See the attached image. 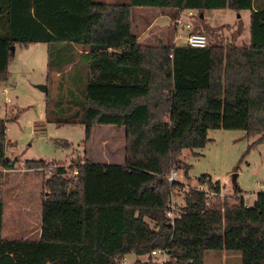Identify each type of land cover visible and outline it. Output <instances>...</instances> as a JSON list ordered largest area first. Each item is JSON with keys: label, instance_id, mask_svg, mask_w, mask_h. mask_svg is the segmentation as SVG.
Listing matches in <instances>:
<instances>
[{"label": "trees", "instance_id": "1", "mask_svg": "<svg viewBox=\"0 0 264 264\" xmlns=\"http://www.w3.org/2000/svg\"><path fill=\"white\" fill-rule=\"evenodd\" d=\"M133 7L170 10L171 19L183 10H247L248 42L142 44L130 30ZM32 42L46 44L47 72H61L74 59L83 65L85 73L74 67L67 81L80 95V113L74 114L84 124L83 140L93 125L121 127L122 163L83 158L72 166L71 178L54 166L43 179L38 237L0 236V264H117L128 253L131 264H157L148 253L158 247H166L162 264H202L207 250L239 253L240 264H264V191L255 192L254 205L244 206L233 183L238 195L232 202L216 196L204 205L202 193L189 188L170 224V187L180 184L165 178L171 166L186 175L181 149L202 147L209 128L257 134L251 144L264 139L263 8H252V0H0V79L6 77L10 45ZM178 89L192 96L188 122L171 140L167 118ZM48 113L45 100L50 120ZM5 121L0 118V185L2 171L12 168L4 156ZM22 163L25 169L45 164ZM209 186L219 187L211 180ZM2 208L0 193V224Z\"/></svg>", "mask_w": 264, "mask_h": 264}, {"label": "rangeland", "instance_id": "2", "mask_svg": "<svg viewBox=\"0 0 264 264\" xmlns=\"http://www.w3.org/2000/svg\"><path fill=\"white\" fill-rule=\"evenodd\" d=\"M101 1L126 3L127 0ZM218 12L221 15L215 16ZM237 13L239 18L236 17ZM199 14L201 17L197 18ZM210 14L215 16L212 26L203 23L202 13L197 11L192 20L193 30L203 33L210 44L223 45L229 42L239 45L238 43L245 42L249 26L248 11L222 9L210 11ZM130 17V30L135 37L140 34L139 43H171V18L168 23L161 20H166L164 17L158 19L157 24L144 29L151 19L148 11L131 8ZM175 43H180V40ZM79 48L74 45L75 51ZM73 62L64 65L61 72L54 76L53 71H46L44 42L13 45L6 77L0 79V118L6 120L4 156L12 160V168L2 171L0 185L3 201L0 236L4 239H33L38 236L40 203L45 195L43 179L51 173L54 166H61L64 174L71 178L75 173L72 167L75 163L81 162L83 158H97L103 138H108L106 140L109 143L105 149V157L115 160L119 153L121 155L122 128L96 124L91 127L88 138L83 140L84 124L78 121L80 115L74 114L80 113V95L73 87L69 88L71 85L67 81L74 67L81 74L85 73V68L80 63ZM55 77H58V81ZM191 96V92L181 89L174 94V105L167 118L171 140L181 133L188 122L185 114L189 109ZM45 100H48L50 120L44 117ZM58 119L62 122L56 123ZM71 119L75 121L70 122ZM205 134L208 140L202 147L181 149L178 158L188 165L185 176L181 167H170L176 170V181L180 184L174 186L172 191V198L176 203L174 213L183 204L184 184H193L200 175L217 182L221 193L219 197H225L227 202H232L238 195L232 192L233 183L239 189L243 201L248 204L253 201L255 192L264 191V139L251 144L257 134L246 135L242 129L209 128ZM107 153L110 155L107 156ZM24 159H42L45 164L40 169L29 170L23 167ZM215 253L218 252L207 250L203 254L202 264H230L219 258V255L215 256ZM146 258L142 256V259ZM126 259L127 264H131L133 254L128 253ZM149 259L153 261L152 258Z\"/></svg>", "mask_w": 264, "mask_h": 264}, {"label": "built area", "instance_id": "3", "mask_svg": "<svg viewBox=\"0 0 264 264\" xmlns=\"http://www.w3.org/2000/svg\"><path fill=\"white\" fill-rule=\"evenodd\" d=\"M195 11L194 10H183L178 13V15L171 19V26L173 29L172 33V44H176V40H180L181 43H184L191 47H203L207 43L206 36L198 31L193 30L192 20L194 18ZM7 100V99H6ZM75 172V170H73ZM166 180L171 185L173 181H176V170L170 169L169 172L165 175ZM209 178L205 177L202 180H195L193 184H184L185 190L193 189L199 191L203 195V204L208 205L214 197L221 196L219 191V187L217 190L211 188L209 186ZM175 185H171L168 202H167V211L166 215L169 218L170 224L173 222L174 218V208L176 207V203L172 198V191H174ZM244 206H248V204H244ZM149 257L153 259V261L157 264H162V262L166 258V247H158L153 248L148 253ZM117 264H127L126 255L121 256Z\"/></svg>", "mask_w": 264, "mask_h": 264}, {"label": "crops", "instance_id": "4", "mask_svg": "<svg viewBox=\"0 0 264 264\" xmlns=\"http://www.w3.org/2000/svg\"><path fill=\"white\" fill-rule=\"evenodd\" d=\"M93 1L105 3V2H103L101 0H93ZM114 3H116V2H114ZM105 4H113V3H105ZM133 8H139V9H142V10H146L151 15V19H150L149 23L144 27V29H147L148 27L157 24L156 21L158 19L163 18V17L166 18V20L161 19L163 22H167L168 23V21L170 19L169 14H168V12L170 10L160 11L159 9L150 8V7H133ZM252 8H263L264 9V0H252ZM219 10L221 11L222 9L205 10V11H203L202 12V18H201L202 22L205 23V24H207V25H209V26L214 25L215 16H219L221 14L218 12V13L215 14V16H213V15L210 14V11H219ZM241 11H243V10H241ZM236 17L239 18V13L236 14ZM248 18H249V11H248ZM248 21H249V19H248ZM130 24H131V22H130ZM171 30H172L171 31V34H172L173 33V29H171ZM163 32H165V31H163ZM139 35L140 34L136 35V37H135L137 39V41H139V39H138L139 38ZM206 39H207V37H206ZM244 40H245V42L238 43V44L239 45L247 44V42H248V35H247V38H245ZM35 43H38V42H32V44H35ZM29 44H31V43H28V45ZM80 50H81L80 48L77 49V53H79ZM53 74H54V76H57L58 75V72L53 71ZM55 78L58 81V77H55ZM52 80H53V77H52ZM1 89L4 90L3 87H1ZM102 125H104V124H102ZM106 127H112V126L107 125ZM118 128H121V127H118ZM104 137H106V136H104ZM106 139L108 140V138H103L102 141L100 140L102 142L101 143L102 145L101 146L99 145L97 158L94 159V160H89V159L88 160L89 161H92V162H97L99 164H121L122 163V152H121V155H120V153L118 154V156L116 157L115 160H111V159H108L107 157H105V153H106L105 149L107 148V145H109V143L107 142ZM105 140H106L107 143L105 142ZM106 155L109 156L110 154L107 153ZM244 203H246V202L244 201ZM246 204H248V203H246ZM39 228H40V225H39ZM216 254L219 255L218 257L221 258L225 262H229L230 264H237V262H239V264H240V259L238 260V254L239 253H236V252H234V253H227V252L221 250V251H218V253H215V256H216ZM209 256H212V255H209ZM239 258H240V255H239Z\"/></svg>", "mask_w": 264, "mask_h": 264}, {"label": "water", "instance_id": "5", "mask_svg": "<svg viewBox=\"0 0 264 264\" xmlns=\"http://www.w3.org/2000/svg\"><path fill=\"white\" fill-rule=\"evenodd\" d=\"M199 15H201V14H199ZM10 50L11 51L13 50V45H10ZM234 176H235V174L233 173L232 174V179H234ZM254 204H255V200L252 201V205H254Z\"/></svg>", "mask_w": 264, "mask_h": 264}]
</instances>
